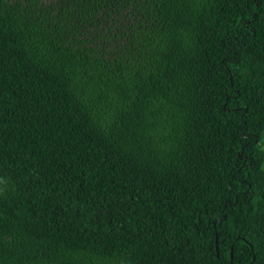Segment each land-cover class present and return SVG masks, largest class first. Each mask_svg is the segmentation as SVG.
<instances>
[{"label":"trees","instance_id":"1","mask_svg":"<svg viewBox=\"0 0 264 264\" xmlns=\"http://www.w3.org/2000/svg\"><path fill=\"white\" fill-rule=\"evenodd\" d=\"M0 264H264V0H0Z\"/></svg>","mask_w":264,"mask_h":264}]
</instances>
